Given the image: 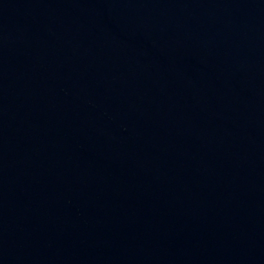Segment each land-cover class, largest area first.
Instances as JSON below:
<instances>
[{
	"label": "water",
	"instance_id": "1",
	"mask_svg": "<svg viewBox=\"0 0 264 264\" xmlns=\"http://www.w3.org/2000/svg\"><path fill=\"white\" fill-rule=\"evenodd\" d=\"M0 264H264V0H0Z\"/></svg>",
	"mask_w": 264,
	"mask_h": 264
}]
</instances>
